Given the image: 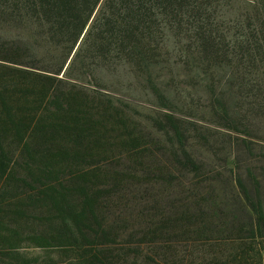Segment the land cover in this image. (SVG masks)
Returning a JSON list of instances; mask_svg holds the SVG:
<instances>
[{
	"label": "trees",
	"instance_id": "obj_1",
	"mask_svg": "<svg viewBox=\"0 0 264 264\" xmlns=\"http://www.w3.org/2000/svg\"><path fill=\"white\" fill-rule=\"evenodd\" d=\"M103 72L132 77L168 111L189 87L209 98L216 127L247 133L264 118V0H0V264H122L130 226L113 218L114 200L151 147L165 144L182 170L202 173L188 149L196 129L163 113L145 132L96 90ZM236 183L246 222L229 214L221 232L262 238L263 202ZM208 206L160 211L148 236L210 242Z\"/></svg>",
	"mask_w": 264,
	"mask_h": 264
},
{
	"label": "rangeland",
	"instance_id": "obj_2",
	"mask_svg": "<svg viewBox=\"0 0 264 264\" xmlns=\"http://www.w3.org/2000/svg\"><path fill=\"white\" fill-rule=\"evenodd\" d=\"M99 77L102 87L96 90L126 105L128 113L141 123L145 132H154L150 117L163 113L174 114L186 123L184 127H194L196 130L189 133L188 149L202 165V173L197 177L182 170L163 144L166 138L158 135L164 146L151 147V154L145 160L147 168L138 169H141L139 178L133 179L130 191L122 195L124 201L121 202V197L114 200L113 218H118V222L128 221L130 226L121 239L120 249L128 244L130 246L128 257L122 264H264V237L236 242L229 239L230 235L221 232L227 233L226 230L231 229L229 214L235 215L233 225L246 222L240 207L233 202L238 192L236 181L240 180L253 197L257 194L264 207V118L251 121L247 133L227 131L212 122L209 98L202 93L196 94L189 87H184L185 91L177 99V108L168 111L161 107L151 92L143 89V84L132 77L105 72ZM169 79L166 76L161 81L166 83ZM182 80L190 81L186 77ZM94 84L90 80L83 83L89 91ZM138 170L135 169L136 172ZM155 172L164 179L152 178ZM168 174L173 179L165 181ZM152 198L157 199L160 211L166 215H170L171 208L183 203H198L202 207L209 204L207 222L214 231L210 242L191 240L182 233L148 236L153 224L165 217L158 216L160 211L154 210ZM219 210L225 217L219 216ZM29 253L35 251L30 249Z\"/></svg>",
	"mask_w": 264,
	"mask_h": 264
}]
</instances>
